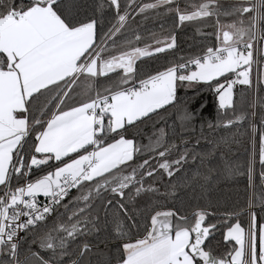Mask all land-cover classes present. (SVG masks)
Here are the masks:
<instances>
[{
  "label": "snow or ice",
  "instance_id": "6c2138e0",
  "mask_svg": "<svg viewBox=\"0 0 264 264\" xmlns=\"http://www.w3.org/2000/svg\"><path fill=\"white\" fill-rule=\"evenodd\" d=\"M0 264H264V0H0Z\"/></svg>",
  "mask_w": 264,
  "mask_h": 264
},
{
  "label": "trees",
  "instance_id": "16d2710c",
  "mask_svg": "<svg viewBox=\"0 0 264 264\" xmlns=\"http://www.w3.org/2000/svg\"><path fill=\"white\" fill-rule=\"evenodd\" d=\"M139 2V0H138ZM146 2H150V0H146ZM171 26V21L169 20L167 27ZM142 28L144 30V34H147L148 30L152 31H159V24L155 22V20H148L142 22ZM210 28H205V31H210ZM199 42L200 37L195 35V28L190 27L185 29L183 32H181L179 29L177 30V42L181 49L187 51L189 46L193 44V42ZM184 54L183 52H178L177 55ZM163 55V54H161ZM155 66H159L160 64H163L164 61L160 60L157 62H154ZM240 86H237L239 88ZM179 96L182 99L180 104H177L174 108H169V110L163 114L162 118H157L159 123L157 124V127L165 128L166 131H169L170 129H174L178 135L175 137V141L177 143L180 142L181 137L179 136V133L183 131V109L187 106L189 109H191L193 106H198L199 102L205 103L207 105L208 110L204 112V120L207 121H215L216 118V104L214 102V98L211 94H209L206 90L201 92L199 95L195 94L194 90H188L185 92V90H180ZM237 100L239 102V94L237 93ZM185 100H191V103H188L185 105ZM196 128L197 132L196 135L199 136L200 133V121L196 122ZM205 130L207 132L206 123H205ZM153 131L151 127V123L149 126L145 129V132L147 134H151ZM237 132L240 134V139L244 142L240 144H233L232 145V152L224 157V159H220L219 154L216 155L215 158L212 159V162L208 165L209 167L213 168L215 171L213 172V175H216L217 172L222 171L226 165V163L234 162V163H242L245 159V148L248 147V144L246 142V126L240 127L239 129L233 128L231 129L230 133H225L223 130H218L215 133H207L209 136H213L214 138L218 139L220 136L224 135H234ZM146 142V141H145ZM257 142H258V136H257ZM201 144L205 145L207 148V143L204 139H201ZM258 147V144H257ZM259 166L257 165V176L256 180L257 183H259ZM247 184V176L246 175H237L235 179L233 180H220L219 182L214 183V187L216 188V195L221 196L222 198H227L230 193H235V191H239L241 194L243 193L244 188ZM223 202V201H222ZM237 202V197L233 194L229 200L228 206H233ZM194 208H190L189 211H193ZM219 235V234H217Z\"/></svg>",
  "mask_w": 264,
  "mask_h": 264
},
{
  "label": "built area",
  "instance_id": "2783aa9c",
  "mask_svg": "<svg viewBox=\"0 0 264 264\" xmlns=\"http://www.w3.org/2000/svg\"><path fill=\"white\" fill-rule=\"evenodd\" d=\"M40 199H41V200H43V198H42V197H41Z\"/></svg>",
  "mask_w": 264,
  "mask_h": 264
}]
</instances>
